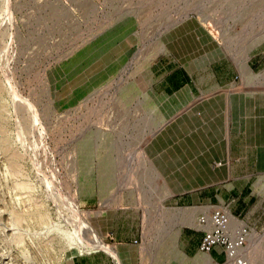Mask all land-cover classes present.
Listing matches in <instances>:
<instances>
[{"label": "rangeland", "instance_id": "1", "mask_svg": "<svg viewBox=\"0 0 264 264\" xmlns=\"http://www.w3.org/2000/svg\"><path fill=\"white\" fill-rule=\"evenodd\" d=\"M177 30L182 48L216 54L247 92L264 90V61L251 65L264 0H0V264H114L94 246L116 250L111 216L125 235L145 215L188 217L145 152L155 121L132 93L157 55L172 57L163 41ZM242 58L256 77L239 72ZM256 199L247 250L264 262Z\"/></svg>", "mask_w": 264, "mask_h": 264}, {"label": "crops", "instance_id": "2", "mask_svg": "<svg viewBox=\"0 0 264 264\" xmlns=\"http://www.w3.org/2000/svg\"><path fill=\"white\" fill-rule=\"evenodd\" d=\"M179 32L163 41L164 48H174L172 57L157 55L149 65V85L132 93L142 95V108L155 121L143 147L163 180L162 189L171 195L172 205L191 212L186 219L145 215L141 222L147 224L136 225L131 235L111 216V244L123 264H229L219 246L200 251L203 228L197 216L225 207L238 219L235 223L250 227L256 198L264 195V90L247 92L238 84V72L216 54L199 58L182 48ZM203 61L214 67L196 66ZM263 61L264 47L252 55L251 65ZM245 64L246 58L239 60V72L256 77ZM256 235L251 228L250 239ZM77 264H87V259Z\"/></svg>", "mask_w": 264, "mask_h": 264}, {"label": "built area", "instance_id": "3", "mask_svg": "<svg viewBox=\"0 0 264 264\" xmlns=\"http://www.w3.org/2000/svg\"><path fill=\"white\" fill-rule=\"evenodd\" d=\"M236 217L225 207H215L210 212H203L196 218V223L203 228L199 244L200 251L207 253L215 246L222 248L225 262L229 264H264L254 262L248 255V242L251 229L248 225L235 223ZM134 243L137 240L133 241Z\"/></svg>", "mask_w": 264, "mask_h": 264}, {"label": "bare ground", "instance_id": "4", "mask_svg": "<svg viewBox=\"0 0 264 264\" xmlns=\"http://www.w3.org/2000/svg\"><path fill=\"white\" fill-rule=\"evenodd\" d=\"M245 70H248L247 69V64H245ZM81 223H82V221H80ZM84 223V222H83ZM85 227H87L88 226V224L87 225H85V224H83ZM88 228V227H87ZM89 228H90V226H89ZM89 231H90V229H89ZM91 232V231H90ZM90 234V233H89ZM88 234V235H89ZM91 235V234H90ZM86 236V235H85ZM93 238V237H92ZM94 240H96V239H94ZM90 242V241H89ZM93 242V241H92ZM92 242H90V243H92ZM95 242V244H94V246L95 247H101V248H104V249H106V251H108L113 257H111L112 258V260H113V262H114V264L116 263V264H119V263H117L118 261H120V258L118 257V253L116 252V250H114V247L112 246V245H109V244H106L101 238H99V239H97L96 241H94ZM93 244V243H92Z\"/></svg>", "mask_w": 264, "mask_h": 264}]
</instances>
